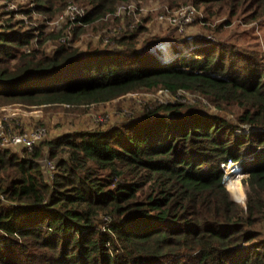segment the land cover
I'll list each match as a JSON object with an SVG mask.
<instances>
[{
  "label": "trees",
  "instance_id": "16d2710c",
  "mask_svg": "<svg viewBox=\"0 0 264 264\" xmlns=\"http://www.w3.org/2000/svg\"><path fill=\"white\" fill-rule=\"evenodd\" d=\"M131 1L139 0H29L21 10L39 16L38 31L0 28V106L183 90L217 109L234 107L238 125L201 107L152 102L122 127L0 147V264H264V54L223 37L239 19L264 24V0H157L169 12L192 4L206 22L227 19L211 30L218 41L166 64L138 50L133 31L107 37L121 46V60L68 45L71 25L118 20L126 13L114 15L117 7ZM70 3L84 15L39 39ZM49 38L51 53L32 49ZM44 158L55 165L50 178ZM228 162L247 172L232 185L245 208L223 184Z\"/></svg>",
  "mask_w": 264,
  "mask_h": 264
},
{
  "label": "rangeland",
  "instance_id": "374dc122",
  "mask_svg": "<svg viewBox=\"0 0 264 264\" xmlns=\"http://www.w3.org/2000/svg\"><path fill=\"white\" fill-rule=\"evenodd\" d=\"M28 1L29 0H0V27H2V23L5 24L7 21L15 24L16 28L20 27L18 23H22L28 28H32L34 25L39 24L37 20L39 16L36 13L33 12L27 15L21 10L24 7L30 6V4H27ZM7 4L9 5L7 6ZM70 4L77 6L74 3ZM126 5L132 12L126 13L124 17H119L118 20L113 19V17L109 20L103 19L90 25L85 24L77 31H73L74 26L72 27L71 25L67 35L68 45L80 51L79 53H89L93 49H107L111 53L107 61H110L111 57L114 61L121 60L125 57V54L120 50L121 46L115 42H109L107 37L114 36L118 38L122 32L127 34L133 31L132 33L136 34V48L138 50H142L144 46L146 47L152 42H165L164 45H168L166 48L168 49V47H170L169 53H166L167 49L157 54L149 52V48L144 51L149 53L150 59L156 58L161 64H166L173 61L175 57L190 55L192 50L218 41L217 37L212 36L211 30L215 25L221 27L227 20L224 17H217L212 22H206L204 16L201 20L197 19L199 16H195L189 24L182 26L183 31L178 33L173 26L159 19V15L168 10L164 3H160L157 0H139L131 1ZM8 10L13 11L7 13L6 11ZM177 11L178 10L167 12L165 14L176 16L178 14ZM78 12L79 11L76 13ZM179 17L181 18V13H179ZM19 20L22 21L20 22ZM54 20L55 18L47 24V29L42 28L43 33L39 35V39H44L46 37L44 32L47 33V31H50L53 35H56L60 30L63 31V25L53 22ZM41 22L44 21L41 20ZM128 23L130 25L127 27ZM207 27H209V30L206 29ZM23 29H26V27H23ZM32 29L38 31L35 27ZM112 29H115V31L112 32ZM232 31L233 34L223 37L231 41H239V46L255 49L264 54L263 23L261 24L251 20H248V23H244L243 20L239 19L232 26ZM153 38H156V41H151ZM145 41L146 43H144ZM210 41L214 42L212 43ZM37 42L38 40H34L32 49H38L41 53H51L54 43L50 38L46 43L40 44L39 46H37ZM169 42L173 44H167ZM100 58H103V56ZM93 61V58L83 60L78 63L76 67L85 63L89 65ZM152 102H157L159 104L179 103L192 107H201L214 113V115H220L228 121L237 124V119L232 113L235 109L234 107L231 109H217L213 105H210L206 98L199 95L183 90H178L175 94L165 90L151 92L135 90L109 101L83 104L81 106L57 104H46L41 106L10 104L0 106V125L3 126L5 132L8 131L12 134L29 133L33 128L42 127L44 129V135L41 141H44L74 131L122 127L128 122L137 121L139 115L143 111L144 105ZM242 130L237 131L243 133L241 132ZM11 149L15 151L18 150V148ZM243 171L244 173L242 172L241 174V180H244L247 176V172L244 169ZM227 179V177L223 178V184L227 191L228 189L230 190L232 195L229 191L228 193L231 199L240 205V207H245V204H241L234 200L238 199L239 193L236 190L232 191V185L235 186V183L234 181L226 183V181H228Z\"/></svg>",
  "mask_w": 264,
  "mask_h": 264
},
{
  "label": "built area",
  "instance_id": "2783aa9c",
  "mask_svg": "<svg viewBox=\"0 0 264 264\" xmlns=\"http://www.w3.org/2000/svg\"><path fill=\"white\" fill-rule=\"evenodd\" d=\"M8 5L9 4H7V6ZM177 10H178L177 11L178 14L176 16H170V15L165 14L167 12L169 13V10H166L165 12H163V14L159 15V19L163 22L170 24L174 28H176V31L178 33H181L183 31L182 26L189 24L193 17L199 16L197 19L199 20L202 19L201 13L192 4L182 6L181 8ZM12 11L13 10H8L6 12L9 13ZM77 11L79 12L76 13ZM129 12H132V10L127 5H120L119 7H117L114 15H120V14L129 13ZM84 13L85 11L83 8L77 7L73 4H68L65 7L64 11L61 14H59L53 22L60 24L66 17H68L70 21H73L77 16L82 17ZM179 13H181V18L179 17ZM7 23L9 22L8 21L5 22V24ZM5 24L2 23V27H4ZM68 33L69 32L67 31L66 35H68ZM164 43L165 42L154 45L153 47L149 48L150 51L149 50L148 51L154 54L160 53L162 51L160 46L164 45ZM167 44H173V43L169 42ZM168 49H170V47H168ZM43 135H44V129L42 127L33 128L29 133H13L12 134V133H9L8 131L5 132V130L3 129V126L0 125V147L2 148L21 147V148L31 149L34 144H36L37 142L41 140ZM42 163L45 168L47 177L50 178L52 176L53 171L55 170L54 163L48 160L47 158L42 159ZM225 165L226 164L222 165V169L224 170L223 178L227 177V173L224 169ZM237 165H238V168L241 174L242 172L244 173L243 167L239 164Z\"/></svg>",
  "mask_w": 264,
  "mask_h": 264
},
{
  "label": "bare ground",
  "instance_id": "6f19581e",
  "mask_svg": "<svg viewBox=\"0 0 264 264\" xmlns=\"http://www.w3.org/2000/svg\"><path fill=\"white\" fill-rule=\"evenodd\" d=\"M166 46H168V45H166ZM166 49H167V48H166ZM167 52L169 53V49L166 51V53H167ZM164 59H165V58H164ZM228 166H229V167H228ZM224 168H225V171H226V173H227V178L230 179V181L227 179L228 181H226V183L233 182L235 176H236L238 173H240L239 168H238V165H237V164H234V163H232V162L227 163V164L224 166Z\"/></svg>",
  "mask_w": 264,
  "mask_h": 264
},
{
  "label": "water",
  "instance_id": "95a60500",
  "mask_svg": "<svg viewBox=\"0 0 264 264\" xmlns=\"http://www.w3.org/2000/svg\"><path fill=\"white\" fill-rule=\"evenodd\" d=\"M158 42V41H157ZM153 42V43H151V44H149L148 46H144L143 48H142V50H146V49H148V48H151V47H153L154 45H157V44H159V43H162V42ZM245 208V207H244Z\"/></svg>",
  "mask_w": 264,
  "mask_h": 264
}]
</instances>
